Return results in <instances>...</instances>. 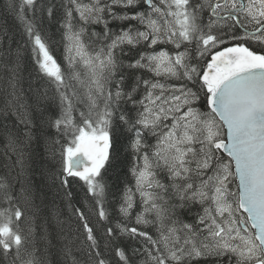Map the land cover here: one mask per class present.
<instances>
[{
  "label": "snow or ice",
  "instance_id": "1",
  "mask_svg": "<svg viewBox=\"0 0 264 264\" xmlns=\"http://www.w3.org/2000/svg\"><path fill=\"white\" fill-rule=\"evenodd\" d=\"M0 15V264H264V0Z\"/></svg>",
  "mask_w": 264,
  "mask_h": 264
},
{
  "label": "trees",
  "instance_id": "2",
  "mask_svg": "<svg viewBox=\"0 0 264 264\" xmlns=\"http://www.w3.org/2000/svg\"><path fill=\"white\" fill-rule=\"evenodd\" d=\"M2 2H3V0H0V3H2ZM2 19H3V17H2V15H0V22H2ZM7 20H8V23L10 26L16 27L17 38L19 39L21 36V31H20L19 26L15 24V22L13 21V19L11 17H8ZM57 39H59V38L57 37ZM52 50H53V54H54L55 58L57 59L58 63L63 65L64 64V48H63V45L58 44V43H54L52 46ZM24 63L26 65L27 71H32L34 73L35 66H34L33 61L31 59V53H29L27 56H25ZM2 168H3V145L0 144V170H2ZM122 179H123V177H121V180ZM109 199H111V197H109ZM137 200H139L138 197H137Z\"/></svg>",
  "mask_w": 264,
  "mask_h": 264
}]
</instances>
